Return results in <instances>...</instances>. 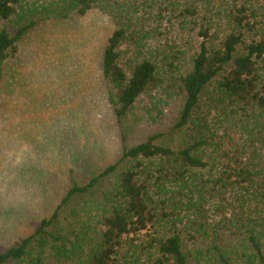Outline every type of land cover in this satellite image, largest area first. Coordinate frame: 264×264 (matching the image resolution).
<instances>
[{"label":"trees","instance_id":"trees-1","mask_svg":"<svg viewBox=\"0 0 264 264\" xmlns=\"http://www.w3.org/2000/svg\"><path fill=\"white\" fill-rule=\"evenodd\" d=\"M92 9L113 22L101 69L122 153L0 264H264V0H0L15 23L0 76L31 30ZM152 92L149 111L179 101L175 121L127 146L123 122Z\"/></svg>","mask_w":264,"mask_h":264},{"label":"rangeland","instance_id":"rangeland-1","mask_svg":"<svg viewBox=\"0 0 264 264\" xmlns=\"http://www.w3.org/2000/svg\"><path fill=\"white\" fill-rule=\"evenodd\" d=\"M3 25L12 29L15 23L0 20ZM112 29L113 22L97 9L50 18L22 37L4 62L0 253L50 216L73 182L85 184L120 157L122 138L101 69ZM151 94H143L123 122L127 146L167 130L175 121L179 101L149 111Z\"/></svg>","mask_w":264,"mask_h":264}]
</instances>
